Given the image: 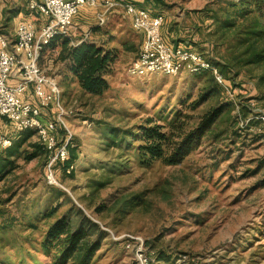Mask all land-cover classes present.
Segmentation results:
<instances>
[{
    "label": "rangeland",
    "instance_id": "obj_1",
    "mask_svg": "<svg viewBox=\"0 0 264 264\" xmlns=\"http://www.w3.org/2000/svg\"><path fill=\"white\" fill-rule=\"evenodd\" d=\"M226 1L166 0L167 6L157 8L166 19L164 33L175 28L176 44L189 45L215 63L225 47L212 50L208 10ZM0 3L7 8L18 3L17 7L40 26L37 16L26 12L27 0ZM98 11L90 6L81 8L72 33L75 41L87 34V41L118 50L117 62L106 76L108 89L102 95L84 93L73 78L64 76L68 63L59 60L61 41L45 48L41 65L63 88L67 129L62 128L72 134L70 143L77 158L67 170L56 163L52 173L45 156L31 161L20 158L0 181V223L9 224L0 229V264H57L55 249L46 253L41 240L47 226L73 206L92 221L81 224L99 244L89 264H133V252L125 242L130 236L143 238L158 264H175L180 255L201 264H264L260 125L249 126L247 119L239 116L235 122L236 108L178 162L143 157L136 137L141 134L139 129L147 126L150 118L155 120L152 124L171 123L186 96L191 97L189 101L198 97L202 72L130 75L128 68L140 51L141 37L131 27L123 6L109 11L102 25H98ZM12 26L10 23L8 30ZM124 42L131 49L126 50ZM238 80L245 87L243 93L257 95L247 77ZM239 97L236 95L237 101ZM216 100L209 99L195 110L184 108L183 114L192 117L186 120L187 130ZM259 106L255 111L264 112V100ZM55 113L53 109L52 117ZM133 134L136 136L131 138ZM15 136L17 140L19 132ZM36 140L33 136L23 147ZM54 188L66 192L71 203H64L52 218L40 220L45 209L64 200ZM135 196L142 204L130 209L127 204ZM76 222L80 223V217ZM158 252L160 259L156 258Z\"/></svg>",
    "mask_w": 264,
    "mask_h": 264
},
{
    "label": "trees",
    "instance_id": "obj_2",
    "mask_svg": "<svg viewBox=\"0 0 264 264\" xmlns=\"http://www.w3.org/2000/svg\"><path fill=\"white\" fill-rule=\"evenodd\" d=\"M131 1L138 7L150 5L153 8H161L168 5L166 0H143V3ZM142 4L145 5L142 6ZM208 11H210L208 15L211 20L210 25L213 27L210 34L212 50L215 51V48L220 46L225 47L224 54L214 59L215 63L211 62L232 84L235 94L241 97L238 99L239 111L237 116H234L235 122L239 120L238 116L247 119L255 107H260L259 102L264 100V0H227L224 5ZM56 40L61 41L59 60L68 63L64 76L73 78L84 93L102 95L108 89L106 76L111 70V64L118 56V50L105 49L87 40L78 45H71L66 38H56L54 41ZM122 45L126 50L131 49L125 42ZM240 76H245L252 81L256 96H249L241 91L245 87L238 80ZM201 77L203 78L200 82L201 89L198 97L189 101L191 97L186 96L187 101H184L182 108L176 111V118L171 123L152 124L155 120L150 118L147 120V126L139 129L141 133L139 136L131 135V138L136 136L138 142L141 143L138 150L143 157L162 159L168 164L178 162L200 146L203 137L217 129L218 124L235 109L234 102L225 97L222 88L209 71L202 72ZM214 98L217 99L216 103L210 105L197 123L187 130L186 120L192 117L189 114H183L184 108L195 110L209 99ZM252 99L256 102L253 107L251 106ZM259 123L258 120H251L249 126H257ZM64 133L62 126H59L60 140ZM33 136H36L33 131H20L17 140L12 138L11 147L0 148V181L7 178L20 158L31 161L38 156H45L49 160V153L38 138L36 141L29 142L28 148L23 147L25 142ZM112 137L115 138L116 133H113ZM76 158V149L72 148L70 143L69 158L58 164H64L67 170ZM56 190L58 196L63 197L64 200L60 199L51 204L42 213L40 220L52 218L60 211L64 203H71L66 192ZM132 198L127 204L130 209L142 204L140 199L136 200V196ZM2 213L3 210L0 209V215ZM77 217H80L78 224ZM81 221L92 222L81 209L73 206L47 226L41 245L46 253L55 249L57 264H66L71 261L74 264H89L98 251L99 244L88 236V230L81 224ZM8 226L6 222L0 223V229ZM161 256V252H158L156 258L160 259Z\"/></svg>",
    "mask_w": 264,
    "mask_h": 264
},
{
    "label": "built area",
    "instance_id": "obj_3",
    "mask_svg": "<svg viewBox=\"0 0 264 264\" xmlns=\"http://www.w3.org/2000/svg\"><path fill=\"white\" fill-rule=\"evenodd\" d=\"M118 5L124 7L133 30L143 34L140 51L128 68L130 75L175 76L185 71H209L222 88L225 97L233 101L235 109L239 111L232 84L216 65L191 46L172 45L163 36L164 14L152 13L132 1L29 0V9L41 20V25L37 26L32 20H20L14 32V40L8 34L0 32V119L11 122L16 132L28 130L35 133L49 153L48 168L51 173L56 163L65 162L69 158L72 134L66 130L61 140L58 137L59 126L66 128L63 122L66 112L58 84L40 64L43 52L56 38H66L71 45H78L86 40L87 34L75 41L72 33L74 18L81 8H98V25H102L106 21V14ZM29 92L34 97L33 101L26 98ZM254 105L252 101L251 106ZM53 109L56 117H43L44 111L51 113ZM251 120L260 122V138L264 151V112L254 109L245 122ZM12 145L13 139L0 130V148ZM125 242L126 248L133 252V264H158L145 248L143 238L130 236ZM187 257L178 256L175 264H201L197 259L188 260Z\"/></svg>",
    "mask_w": 264,
    "mask_h": 264
},
{
    "label": "crops",
    "instance_id": "obj_4",
    "mask_svg": "<svg viewBox=\"0 0 264 264\" xmlns=\"http://www.w3.org/2000/svg\"><path fill=\"white\" fill-rule=\"evenodd\" d=\"M28 1V4H29V0ZM122 1H131V0H122ZM136 2H139V3H143V0H134ZM145 5V4H142V6ZM18 3L17 4H14L13 7H10V8H7V6H5V4L3 3H0V27H2V29H0V32H4L6 34H8L11 38V40H14V32H15V29H16V26H17V23L20 21V20H23V19H27V20H33V17H31L29 15V13L25 14L22 9L18 8ZM141 8H147V9H150L152 11V13H157L159 12L157 8H153L152 6L150 5H145ZM28 9V10H27ZM114 10V8L112 9V11ZM29 11L30 13L31 10L29 9L28 5L26 6V12ZM115 11H118V10H115ZM81 13V9L79 10L78 14L75 16V18ZM162 13V12H160ZM126 14V13H125ZM127 16V15H126ZM74 18V19H75ZM38 19V18H37ZM127 19L130 23V18L127 16ZM166 20V19H165ZM12 21V22H11ZM10 23H13V26L11 27V29L9 28L8 30V25H10ZM36 23V22H35ZM166 23V22H165ZM41 25V20H40V23ZM37 26L38 23H36ZM131 25V23H130ZM164 28H165V24L164 26L162 27V33L164 34V36L168 39V41L172 44V45H178L176 44L175 41H173L175 39V34H176V30L175 28L172 30V32H167V34L164 33ZM138 35L141 37V42H140V48H141V45H142V41H143V34L142 32H138ZM181 44V43H179ZM12 46V45H11ZM10 46V48L12 49V47ZM117 62V58L113 61V63L111 64L110 68L112 69V65L113 64H116ZM111 71V70H110ZM48 73V72H47ZM50 76V75H49ZM14 78H12L13 80ZM59 88H60V91H61V94H62V101H63V88H61V86L59 85ZM80 88V87H79ZM81 89V88H80ZM26 98L28 100H34V97L33 95L29 92L26 96ZM52 110H51V113L50 112H46L44 111L43 112V117L48 119V118H51L52 117ZM0 130L3 131L5 134H12V138L15 139V130H13V127H12V123L5 120V119H0Z\"/></svg>",
    "mask_w": 264,
    "mask_h": 264
}]
</instances>
